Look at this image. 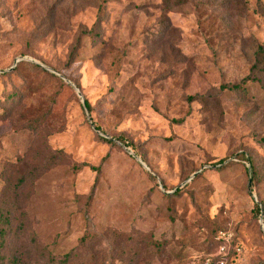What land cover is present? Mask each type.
Here are the masks:
<instances>
[{
  "label": "rangeland",
  "instance_id": "rangeland-1",
  "mask_svg": "<svg viewBox=\"0 0 264 264\" xmlns=\"http://www.w3.org/2000/svg\"><path fill=\"white\" fill-rule=\"evenodd\" d=\"M177 1L0 0L2 258L264 264V0Z\"/></svg>",
  "mask_w": 264,
  "mask_h": 264
},
{
  "label": "trees",
  "instance_id": "trees-1",
  "mask_svg": "<svg viewBox=\"0 0 264 264\" xmlns=\"http://www.w3.org/2000/svg\"><path fill=\"white\" fill-rule=\"evenodd\" d=\"M177 2H182V0H178ZM239 87H241V85L238 83V84H235V85H233V88H239ZM17 92L16 91H14L11 95H12V98L15 96V94H16ZM86 104H87V106L89 107V103L88 102H86ZM27 181V177H21L20 178V180H19V186H21V185H23L25 182ZM257 212H261V209L259 208V205L257 204ZM5 233H6V229H4V228H1L0 229V244L1 245H3L5 242H6V236H5ZM234 249V251H236L235 250V248H233ZM231 255V248H229V253H228V255L225 257V260H226V262H225V264H227V259H228V257ZM219 257L217 258V261L216 262H218V264H220L219 263ZM216 262L214 261L213 263H210V264H216ZM21 264V262H20V258H19V256H17V255H14L13 257H12V259H6V257H1V254H0V264Z\"/></svg>",
  "mask_w": 264,
  "mask_h": 264
},
{
  "label": "built area",
  "instance_id": "built-area-1",
  "mask_svg": "<svg viewBox=\"0 0 264 264\" xmlns=\"http://www.w3.org/2000/svg\"><path fill=\"white\" fill-rule=\"evenodd\" d=\"M218 239L221 241V243L219 244L218 253H217L218 257L220 258L219 263L225 264L226 262L225 257L229 253L228 243H230L231 237L230 235H227L226 232L221 231L220 234L218 235ZM235 250L241 251V248L239 246H236Z\"/></svg>",
  "mask_w": 264,
  "mask_h": 264
},
{
  "label": "water",
  "instance_id": "water-1",
  "mask_svg": "<svg viewBox=\"0 0 264 264\" xmlns=\"http://www.w3.org/2000/svg\"><path fill=\"white\" fill-rule=\"evenodd\" d=\"M19 60H17L16 62H18ZM14 67H12L11 69H13Z\"/></svg>",
  "mask_w": 264,
  "mask_h": 264
}]
</instances>
